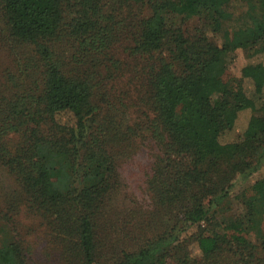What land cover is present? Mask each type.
I'll return each instance as SVG.
<instances>
[{"label":"trees","instance_id":"obj_1","mask_svg":"<svg viewBox=\"0 0 264 264\" xmlns=\"http://www.w3.org/2000/svg\"><path fill=\"white\" fill-rule=\"evenodd\" d=\"M23 1L0 0L14 59L0 75V168L18 186L0 183V221L16 232L19 205L36 212L67 255L57 264H264V177L230 213L237 185L264 167V76L251 80L256 122L220 141L246 93L224 80L235 52L264 55V0ZM237 2L246 9L230 26ZM65 109L71 124L58 121ZM199 125L215 132L203 152ZM149 137L153 207L118 212V146ZM182 236L199 260L177 257ZM12 259L32 264L15 237L0 247V264Z\"/></svg>","mask_w":264,"mask_h":264},{"label":"rangeland","instance_id":"obj_2","mask_svg":"<svg viewBox=\"0 0 264 264\" xmlns=\"http://www.w3.org/2000/svg\"><path fill=\"white\" fill-rule=\"evenodd\" d=\"M25 7L30 10L39 9L38 6L45 7L47 5L46 0H24ZM2 4L0 3V21ZM21 6H18L20 9ZM246 9L244 2H237L234 6V21L231 20L230 26L234 24H240L238 13L243 12ZM39 11V10H38ZM197 22L191 21L187 24L188 29L196 27ZM66 63H70L67 61ZM14 66V59L7 52L4 43L0 39V75L5 72H9L10 68ZM71 68L72 65H66ZM7 72V73H8ZM6 73V74H7ZM5 74V75H6ZM264 76V55L249 58L247 52L242 49H238L228 70L224 76V80L227 83H233L239 81L246 90V93H241L237 99L232 103V107L228 112L227 120L229 122L230 130L221 136L220 141L222 143H231L240 140L244 134V131L253 122H256V116L254 112L248 108L250 105L249 97L252 96L253 86L251 80H261ZM246 79H244V78ZM127 76L118 81L117 85L122 87L128 86ZM187 88L190 91H195V84L189 83ZM73 113L71 109H65L58 117V121L64 124H71L73 122ZM213 130L211 127L197 126L195 129V140L199 146V149L203 152L211 141L213 136ZM147 138L145 141L140 138L137 142L128 144H122L117 149L118 156L116 161V168L118 172V189L112 198V205L116 211H126L130 209L132 211L142 208V210H150L153 207V199L148 191L147 181L150 179L151 165L154 161L155 150L153 148L152 141ZM264 177V167L254 174L247 183H239L236 189L232 192L233 203L231 214L238 215L244 211L241 200L237 197H241L243 190L249 189L256 181ZM14 177L10 175L5 169L0 168V183L5 185L8 193H15L18 188L14 182ZM249 192V191H248ZM237 196V197H236ZM2 205L0 204V207ZM16 211V210H14ZM15 220L17 221V230L13 232L5 225L4 220L0 221V247L5 244H9L13 241L14 237L17 241L22 243L26 249L27 257L32 259V264H57L56 260L61 257L66 258L63 254V248L60 245V241L56 239L57 244L52 242L54 239L51 233H49L46 225L42 223V218L24 205H19L18 211L14 212ZM124 217V215H121ZM127 217L125 221L127 222ZM2 222V223H1ZM262 222H260L259 228L262 229ZM130 228V227H127ZM134 230V229H133ZM196 229L192 228L188 233L192 234ZM219 232V231H218ZM254 239V238H253ZM255 240V239H254ZM182 242V243H181ZM181 244L177 250V257H188L191 262L197 261L201 258V252L191 237H181ZM70 261H73L70 259ZM59 262V260H58ZM74 263V261H73ZM5 264H17L16 260H10ZM75 264V263H74Z\"/></svg>","mask_w":264,"mask_h":264}]
</instances>
